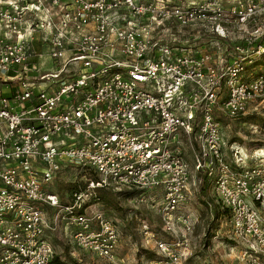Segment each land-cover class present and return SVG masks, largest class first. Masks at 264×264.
<instances>
[{"label": "built area", "instance_id": "1", "mask_svg": "<svg viewBox=\"0 0 264 264\" xmlns=\"http://www.w3.org/2000/svg\"><path fill=\"white\" fill-rule=\"evenodd\" d=\"M261 15L264 0H0V84L16 83L0 92V264H49L46 230L61 223L75 246L111 261L113 221L84 212L94 187L160 189L161 229L183 240L191 223L176 212L191 174L182 137L193 169L212 175L233 238L264 264V165L240 155L229 165L215 115L235 117L264 97V72L245 68L264 52V31L244 29ZM172 26L204 28L215 51L167 37ZM64 164L95 175L66 204L47 186ZM156 249L158 264L186 256L164 240Z\"/></svg>", "mask_w": 264, "mask_h": 264}, {"label": "rangeland", "instance_id": "2", "mask_svg": "<svg viewBox=\"0 0 264 264\" xmlns=\"http://www.w3.org/2000/svg\"><path fill=\"white\" fill-rule=\"evenodd\" d=\"M197 1L188 0L193 3ZM225 5H229V2ZM203 29L200 26L185 27L177 32V29L172 26L166 36L175 35L174 37L182 44H187L194 49H199L200 46L203 50L213 52L215 49L211 41L215 38ZM244 29L245 35L258 36L264 31V15L259 16L255 23H248ZM231 34L235 37L243 35V33H236L235 30H232ZM234 36L232 39L235 38ZM235 39H240V37ZM229 43L231 41L223 40L222 48L226 46V50L229 49ZM42 60L46 61V58L42 57ZM249 70L251 71H248V74L252 76V71L254 73L258 70L263 71L264 66L255 65ZM215 115L220 120V132L224 139L223 150L226 152L225 159L229 165H234L233 159L236 155L244 158L245 165L253 162H260L264 165V97L252 102L245 111L235 117L225 116L222 112L215 113ZM182 141V152L189 164L191 174L186 198L176 212L189 219L191 223L190 230L183 240L169 236L161 229L156 212V206L162 197L160 189L141 190L138 188L140 189L138 190L135 187L105 186L102 192L106 191L107 194L110 192L114 204H103L100 201L89 202L84 212L89 215L94 211H99L113 221L118 234V242L112 260L100 258L91 251L78 248L65 235L64 229L59 227L56 231L49 233L48 239H50L53 252L59 253L66 260H75L76 264H158L157 261H162V256L157 252L156 242L164 240L173 243L174 249L184 248L186 256L182 259V264H258L259 251L249 247L244 240L234 239L228 223L223 218L221 220L212 218L211 205L203 202L205 196L202 197L199 192V175L192 167L190 151L193 143L191 144L184 137ZM55 173L47 186L49 190L59 195L61 203L69 201L70 192L84 185L88 176H94L90 170H82L74 164H64ZM210 177L212 178V175ZM200 178L203 179L202 173ZM204 192L214 201L212 181L208 180ZM138 194L143 195V201L136 202Z\"/></svg>", "mask_w": 264, "mask_h": 264}, {"label": "trees", "instance_id": "3", "mask_svg": "<svg viewBox=\"0 0 264 264\" xmlns=\"http://www.w3.org/2000/svg\"><path fill=\"white\" fill-rule=\"evenodd\" d=\"M255 65H263L264 66V52L260 53L259 55L257 56H253L250 58V63L248 64H245V68L248 71H251L249 70L250 68L252 69ZM260 72H264V70H258L257 72L254 73V71H252L251 73L253 74H257V73H260ZM240 114V113H238ZM236 114V115H238ZM199 177H198V182H199V185L198 186L200 189H199V192H200V195L202 197L205 196V199L203 202H205L207 205H211V212H212V218H215L216 220L218 219H224L226 220L228 218V210L222 205L220 204L219 201H217L215 198H214V195H213V199L214 201H212L209 197H207V195L205 194L204 192V189L206 188V185L208 183V180L212 181V178L210 177L209 174L206 173L205 170H198L197 171ZM201 173L203 175V179L201 180L200 176H201ZM93 178H95V175L93 176ZM83 187V185H81L80 187L76 188V190H72L70 192V197H71V194L73 191H78L80 190L81 188ZM103 190V187H94L93 190L91 191L89 197H88V200H87V204H89V202H103V204H108V205H113V198H112V195L110 194H107L106 191L105 193L102 192ZM140 190V189H138ZM60 198V197H59ZM63 204H66L67 201H62ZM146 252V251H144ZM148 255H151V253H148L146 252ZM49 264H76L75 260H66L63 256H61L59 253H55L53 252L52 253V258L49 262Z\"/></svg>", "mask_w": 264, "mask_h": 264}, {"label": "crops", "instance_id": "4", "mask_svg": "<svg viewBox=\"0 0 264 264\" xmlns=\"http://www.w3.org/2000/svg\"><path fill=\"white\" fill-rule=\"evenodd\" d=\"M171 1H172L173 3L181 4V5H182V3H188V0H171ZM2 30H3V29H0V35H1ZM190 47H191V46H190ZM199 48H200V46H199ZM191 49H194V48L191 47ZM38 50L44 51V48L41 47V46H40V47L38 46ZM15 88H16V83L13 82V81L2 82V83L0 84V92H2V94L9 95L12 91L15 90ZM46 212H47V215L50 216L51 213H52V209L47 208V209H46ZM59 228H63V229H64V233H65V235L68 237L67 229L65 228V226H64L63 223L60 224ZM50 232H51L50 230H46V238H47V239L49 238V233H50ZM48 240H49V242H50V239H48ZM50 244H51V243H50ZM51 246H52V245H51ZM52 250H53V248H52Z\"/></svg>", "mask_w": 264, "mask_h": 264}]
</instances>
